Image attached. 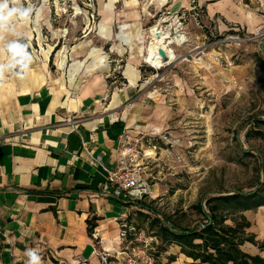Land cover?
Listing matches in <instances>:
<instances>
[{"label":"rangeland","instance_id":"374dc122","mask_svg":"<svg viewBox=\"0 0 264 264\" xmlns=\"http://www.w3.org/2000/svg\"><path fill=\"white\" fill-rule=\"evenodd\" d=\"M19 3L32 5L33 11L0 31V50L13 40L25 43L32 57L54 47V61L64 58L65 65L68 51L74 55L99 47L103 54L90 66H103L111 86L128 88L126 74L130 81L137 75L116 110L127 121L128 148L146 184L140 201L194 226L203 220L195 208L203 197L249 191L264 178V0ZM157 28L164 35L158 43L153 40ZM157 45L168 55L158 53L159 69L145 61ZM114 90L102 99V112L108 111ZM139 211L134 206L122 221L126 236L121 237L119 260L110 259L116 264H191L180 247L155 236L160 229L151 224L154 214ZM246 215L251 232L263 241L264 207ZM244 249L264 256L252 244Z\"/></svg>","mask_w":264,"mask_h":264},{"label":"crops","instance_id":"0c3cea01","mask_svg":"<svg viewBox=\"0 0 264 264\" xmlns=\"http://www.w3.org/2000/svg\"><path fill=\"white\" fill-rule=\"evenodd\" d=\"M93 49L68 51L60 66L52 47L33 56L22 78L0 75V264H27L29 248L42 264H104L101 253L118 263L110 258L119 260L122 221L137 205L104 196L101 186L128 127L116 109L134 85L126 74L128 88L111 86L103 66H90L103 54ZM7 55L0 50V64Z\"/></svg>","mask_w":264,"mask_h":264},{"label":"trees","instance_id":"16d2710c","mask_svg":"<svg viewBox=\"0 0 264 264\" xmlns=\"http://www.w3.org/2000/svg\"><path fill=\"white\" fill-rule=\"evenodd\" d=\"M260 163L264 167V159ZM134 204L141 214H145L143 211L154 214L151 224H158L160 229L155 236L166 244L180 247V253L191 259V264H264V256L244 249L246 244H252L264 250V240H258L251 232L252 223L246 215L248 211L264 207V178L258 179L249 191L222 190L203 197L195 205L203 220L194 226H185L174 215L162 214L145 202ZM88 223L91 232L93 219Z\"/></svg>","mask_w":264,"mask_h":264},{"label":"built area","instance_id":"2783aa9c","mask_svg":"<svg viewBox=\"0 0 264 264\" xmlns=\"http://www.w3.org/2000/svg\"><path fill=\"white\" fill-rule=\"evenodd\" d=\"M66 122L74 127L77 123L72 117H67ZM121 151L118 158V163L115 167L106 169V179L101 186V194L108 197L123 198L127 201H140L145 197L146 184L141 181L140 169L134 161V153L128 145L132 141L130 132H125L121 136ZM126 224H122L121 237L126 236ZM107 264L108 255L102 257Z\"/></svg>","mask_w":264,"mask_h":264},{"label":"clouds","instance_id":"9594fccd","mask_svg":"<svg viewBox=\"0 0 264 264\" xmlns=\"http://www.w3.org/2000/svg\"><path fill=\"white\" fill-rule=\"evenodd\" d=\"M33 11V6L23 7L19 0H0V31L10 29L9 22L13 18L27 19ZM28 46L18 40L9 41L4 50L7 52L6 63L0 64V75L5 72H14L21 76L32 63L33 57L27 50ZM27 264H42L39 252L29 248L25 252Z\"/></svg>","mask_w":264,"mask_h":264},{"label":"bare ground","instance_id":"6f19581e","mask_svg":"<svg viewBox=\"0 0 264 264\" xmlns=\"http://www.w3.org/2000/svg\"><path fill=\"white\" fill-rule=\"evenodd\" d=\"M158 30H159V28L156 29L155 34H154V38H153V40H155L157 43L159 41H161V39L164 38V35H162L161 38L157 37L156 33L158 32ZM160 48H163V47L157 45L154 49L149 50L150 54L147 53L148 55L145 57L146 63H149L152 67H155L157 69H159L163 66V62H162V60H160V56L159 57L157 56ZM147 52H148V50H147ZM63 57H64V55H63ZM61 59H62V61L60 63V66H62L63 62H64V58H61ZM131 80L133 83L135 82L134 78H132ZM147 154H153V153L149 152Z\"/></svg>","mask_w":264,"mask_h":264},{"label":"water","instance_id":"95a60500","mask_svg":"<svg viewBox=\"0 0 264 264\" xmlns=\"http://www.w3.org/2000/svg\"><path fill=\"white\" fill-rule=\"evenodd\" d=\"M163 34V31L162 30H159L156 35L157 37H161ZM159 54L163 57V58H168V55H167V52L165 51V49L163 48H160L159 49Z\"/></svg>","mask_w":264,"mask_h":264}]
</instances>
